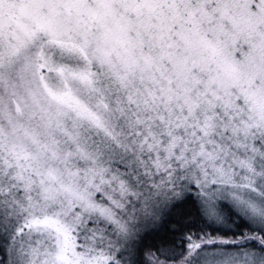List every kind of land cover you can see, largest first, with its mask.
<instances>
[{
    "label": "snow or ice",
    "instance_id": "obj_1",
    "mask_svg": "<svg viewBox=\"0 0 264 264\" xmlns=\"http://www.w3.org/2000/svg\"><path fill=\"white\" fill-rule=\"evenodd\" d=\"M0 264H264V0H0Z\"/></svg>",
    "mask_w": 264,
    "mask_h": 264
}]
</instances>
